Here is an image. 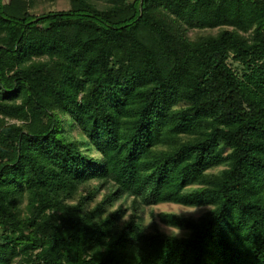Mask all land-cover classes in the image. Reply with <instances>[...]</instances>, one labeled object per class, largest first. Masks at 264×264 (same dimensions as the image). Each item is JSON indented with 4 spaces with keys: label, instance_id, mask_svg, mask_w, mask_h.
<instances>
[{
    "label": "trees",
    "instance_id": "16d2710c",
    "mask_svg": "<svg viewBox=\"0 0 264 264\" xmlns=\"http://www.w3.org/2000/svg\"><path fill=\"white\" fill-rule=\"evenodd\" d=\"M56 1L0 0V264H264V0Z\"/></svg>",
    "mask_w": 264,
    "mask_h": 264
},
{
    "label": "rangeland",
    "instance_id": "374dc122",
    "mask_svg": "<svg viewBox=\"0 0 264 264\" xmlns=\"http://www.w3.org/2000/svg\"><path fill=\"white\" fill-rule=\"evenodd\" d=\"M69 8V3L65 0H58L56 2H46L39 6L35 13L37 14H44L46 12H53V11H64ZM219 33V29L217 30H212V31H191L190 36L195 37L199 35H216ZM236 66V65H235ZM237 67V66H236ZM64 127L66 131H68V134L71 135L72 138L76 140H83L84 137L80 134V132L76 129H71L70 125L68 122H65ZM93 156H97L96 152H91ZM84 190V189H83ZM82 190V191H83ZM85 193V192H84ZM107 193V191L101 192V194L98 195L97 201H102L104 195ZM122 205V202L116 203L113 207L110 208V212L115 211L118 207ZM206 208H189V207H184L180 205H175V204H160L152 208H147L143 212V222L147 225L149 229H152L154 223L158 221L157 216L160 213H174L176 215H184V216H194L196 218L200 217L202 214L206 212ZM131 216L130 212L128 215ZM127 218V219H128ZM164 231H166L169 234H177L181 235L182 231H178L169 227H164L161 226Z\"/></svg>",
    "mask_w": 264,
    "mask_h": 264
}]
</instances>
